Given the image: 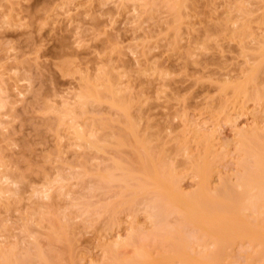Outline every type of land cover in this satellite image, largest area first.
<instances>
[{"label": "rangeland", "instance_id": "374dc122", "mask_svg": "<svg viewBox=\"0 0 264 264\" xmlns=\"http://www.w3.org/2000/svg\"><path fill=\"white\" fill-rule=\"evenodd\" d=\"M211 1L212 0H194L193 4L189 1L190 4H188L187 2L188 6H185L186 8H182L184 9L185 13L182 11L184 14H189L188 16L184 15L185 21H189L191 23V26L193 25V28L189 25H186V23L188 22L181 26V28L183 27V29H181L179 33H183H181L180 38L177 39V41H181H179L180 48L177 49V47H174V49L172 44L174 41H177L174 39L176 37L172 38L173 36H171V34L174 33V29H172V26L170 25V23L173 24V15H170L171 11H168L167 5H161L162 0H0V101L2 102V105H5L1 106L0 108V159L4 160L0 161V172L5 171V177L6 179H8L6 180L5 177L1 174L0 179L4 178L5 180L1 179L0 187L4 186V190L7 191L5 192V197L8 198V194L10 193V198H8L9 200H7H12V204H14L12 207L10 206V210L13 209L11 211H7L5 208H3L6 210L5 212L2 209V206L0 208L1 216H3V218L1 216L0 218H6L4 219V221L0 220V223L4 224L5 222L4 226H0L5 230L7 229L6 232L5 230L3 232L2 228L0 227L1 244H3L4 241L7 243H10V241H12L11 245L13 243V246L15 245V243H17L19 247L25 248L29 252L31 249L33 252L31 251L29 254H32V259L34 258V256L36 257V254L34 252L36 250H33V245L35 244V249L39 244V246L41 247L38 248L41 249L40 252L42 251L43 253V251L45 250V256H48L50 254V257L48 256V260H51L52 263L54 262V264L60 263V260H57V258H61V255H64L62 259H68V262L64 260L66 264H73V262L74 264H80L78 263V260L72 258L74 257V255L75 257H77V259L81 256L84 257V259L82 257V259L79 258L83 260V262L81 260L80 261L84 264H92V262L93 264H104V262L106 263L107 260L103 257L106 256L103 252V249L105 248L104 246L109 245H106V242L111 244L116 239L122 238L123 241V239L127 237L129 238V232L132 229L130 226V222L131 220H133L134 224V214L137 212L139 207L142 208L138 210V213H136V219H139L138 223L140 226L137 224V221L135 222L136 225H138L142 231H148L146 232L147 234L149 233V230L152 229L151 219L149 220L150 216H147V213H150L148 211L149 209H147L148 212L145 209L147 208L146 203L144 207L141 203H139L138 209L135 213L132 212L134 211V209H131L133 217L132 215H129L128 212L125 213L122 210V213L119 212L118 214V217H121L117 221L118 223L115 220L116 224L114 223V225L109 226V219L108 223L106 222L107 216L105 214L108 213H105L106 211L104 206L108 205L109 203L111 205L113 204L111 203L113 201H108L117 197L116 192L118 191L117 189L120 188V183H115L118 184V187L116 185L114 187L112 186V189H107L109 190L107 192L104 190L101 191L102 193H100V195L98 192L95 193V195H88L86 193V195L88 196V200L86 195H84V193L87 191L90 192L91 190H93V192H95L94 190L96 188H98L99 190V185H97L99 180H96V173H98L101 169V171L104 170L103 172H105L107 168H112V161L115 158L119 159V157L121 156L120 153L122 154L121 157L126 160L125 162V160L120 157L122 160H124V163L128 165L131 164V166L133 165L132 162L127 163L129 162L127 158H131L130 160L135 161V159H132L135 155L133 154L134 156L132 157V152L130 151L133 146H129L127 148L122 146L123 149L120 147L121 152L117 150L119 154H117V148L113 147L112 145H110L112 147L109 146L112 149L108 147L110 153L104 152L106 154L100 153L99 151L95 152L96 149L95 151L94 149H91L94 151L92 152L90 148L88 149L85 143L83 144L84 141H79L81 146H78L79 143H77V141L80 139H78L74 128H71L73 127L74 123L75 128L76 126H78V123L80 126L83 125V131L86 130L85 127L87 126L89 129V125L91 128L95 126L92 130L90 129L85 131L86 133H88L87 136H89V133L91 131L92 134H100V137L102 135V139L104 137L103 141L106 142H108V138L105 136L108 135V137H110V135H112L111 131L118 134L119 129H121V131L123 132L126 130H123L125 124V121H123V117L125 115L123 114L124 112H122L121 110L119 111L116 108L114 109L113 107L108 105V103L106 104L105 101H103L104 105L102 104V102L98 103L100 106L91 101L90 103H88V105L90 104V106H88L89 108L85 110L86 113L84 111H80V115L81 112H83L82 114H84V116L82 115L80 117L76 114V110L78 112L77 108H79V105L77 104H79L78 102H80V99L77 96H79L78 93L80 92L81 88L82 90H84V87L82 86L86 85L87 87V83H90L91 85V83L94 82L93 84H100V86L98 87H102V83L106 81V79L104 80L106 75H109V77L112 79V82L115 81V83L113 84L117 83L116 86L118 88L120 86V92L117 93L123 96L122 99H127L129 105H131L128 106V110L129 113L131 112V115L133 116V121L137 124L135 125L138 127L140 136L143 135V138L145 140H153L152 142L154 143V145L152 142V144L150 143V141L148 142V145L153 148L152 152L155 150V148L157 149L156 152L159 150V148H162V150H160L161 152L158 151V153L160 152V154L162 153L161 155H165L164 157H166V160L168 159L165 162H172L171 164L176 167L177 171L180 170L179 172L183 173L182 185L184 186V189L186 191H193L197 187V177L193 176V164L191 165V163H189L192 162L190 161L191 159L188 160L186 158V155L184 153V146L187 145L192 154H200L201 150L203 152L204 149L202 146L209 144H204L203 141L209 135L207 133L211 132V130L212 135L210 134V136H214V141L212 142L214 146L213 150L216 149L219 152L218 153L214 150L215 154L217 155L223 154L219 155L221 160L216 157L218 159L216 161L217 174L215 173V179H213V181L215 180L214 182L218 183V175L221 174V176H225L227 178L228 176L229 178H234L236 176L238 170L236 169L238 168L237 160H239L238 156H240L238 155V150H236L239 146V143H237V135L239 134L237 133L239 130L244 131V129L247 130L253 127L256 122L259 125H264V100H261V102H263L259 103L260 101L255 102L253 99L251 100L250 98L246 97L247 99H250L247 100L242 95L237 96V94H234L235 90L233 89L234 87H232V85V88L230 87V89L226 87V90V88L224 87L225 90H220L221 88H223L221 87V83L224 82L223 84H225L226 80H222V82H219L218 80L226 79L228 77V80L233 78L232 81L230 80L233 84L235 82L233 80H236L238 82L240 80L241 82V69L244 71L242 67L244 66V64L242 65L244 59L243 57L241 58V56H239L241 53L239 54V45L237 44L238 42H236L237 40L233 39V41L230 37H228V40H226L227 38L224 37V33L227 36L232 33L231 32L227 34L229 30L225 28L226 25L224 22H229V24L231 23L230 25L232 26V28L231 26L229 27L230 29H233L235 25H232L233 22H231V19H235L238 17L239 14L237 13L239 12V10L238 8L236 9V6H238L239 3L237 4L235 0H213L212 6V4L210 5L209 3ZM233 1L235 2V4H237H234L235 7H233L234 5H231ZM261 1L262 0H251V4H249L250 2L248 3L247 1L248 9L253 6L252 2L254 4H257L262 3L264 0L262 2ZM159 2L160 4H158ZM256 4L254 5L253 10L256 6H258V4ZM211 6L215 11L213 9L211 10ZM227 7H229V12L228 10L226 11ZM230 12L232 13L230 15V19H227L230 21L224 20L225 17H227L226 15H228ZM254 12L256 11L254 10ZM257 13L262 14L261 11H258ZM209 16H212V18H210ZM251 16H254V13ZM252 18L256 20L255 16ZM220 19L224 21V26H222L224 27L225 31L223 30V28H220V25L222 24V21ZM235 21L234 24H237V22H239L238 18L237 22ZM256 22L257 25H259V21ZM217 24L220 27H218ZM226 24L228 27L229 24ZM254 24L252 23L253 26ZM168 25H170L169 27L173 32L168 29ZM185 25L187 27L189 26V29L192 28L190 29V33L188 32L189 29L186 28ZM207 25H210V27H208ZM207 27L211 29V31H209ZM237 27L238 26H235V28ZM257 27V31L259 27H261L260 29L262 30V26H259L258 28ZM217 28H219L220 30L218 31ZM206 29L209 33H212H206ZM260 29L259 31L263 33L262 31L264 29L262 31ZM204 40L208 43H206L208 48H206L205 46V49L201 47ZM208 41H211V43ZM249 41H251V39ZM170 42H172V44H170ZM250 43L251 42H249V45ZM144 44L146 47H144ZM118 45L120 48V52L122 50L121 53L118 52ZM177 45L178 44H176V46ZM113 47H115L117 50ZM112 48L114 50H112ZM187 50H192L191 52L193 54H191V57L189 56V54H187ZM142 52H145L144 56L141 54ZM109 65L113 67L112 70L113 72L115 71L114 73H111L112 70ZM100 66L102 68L105 67L106 74H102V72H100L104 71ZM107 66L108 68H106ZM146 67L148 68V70L145 69ZM109 69L111 71H109ZM139 70H143L141 74ZM100 73L103 76L98 75ZM110 73L112 74V76ZM97 75L100 79L97 77ZM238 76H240L241 78ZM101 77H103V79ZM235 77H237L238 79ZM101 79L104 81H101ZM85 80L87 81V83ZM94 80H98V83H96ZM100 81L102 83H99ZM258 85L259 88L261 87L260 90H264V73L263 79H261ZM247 87H250V85H248ZM251 87L253 86L251 85ZM252 89L253 88H251V92L255 91H252ZM104 99L106 100L108 98L104 97ZM127 101L125 100V103H127ZM129 101H132V103ZM92 102L95 104H93ZM98 112H100V114ZM65 113L66 117L64 115ZM73 114H75L77 120L72 117L74 116ZM94 114L97 115V118L99 117L103 120L111 119L109 121H112V124H108L109 128L106 127V122H104L106 125L101 124V121H99V123H97V121L95 124L94 121L96 120L93 121L92 119V117H95ZM61 115L63 118L65 117L64 120L66 119V124H68V122L72 118H74L76 121H73L72 119V123L70 122L71 124H68V126H72L68 127L64 123V120H60ZM67 115H69L71 118L69 119ZM125 118L127 119V117ZM120 119L122 124L120 123ZM90 122L92 124H90ZM127 122L129 123L128 120ZM59 123H64V126H61L62 124L59 125ZM99 124H101L100 128L99 126H97ZM102 125H104V129L101 128ZM80 126H78L76 130L81 131V129L79 128ZM110 126H112V128H110ZM67 128H69L70 130ZM94 129L97 130L95 131ZM98 129L101 130L98 131ZM193 129H196L195 133H198V135L199 133L207 130V136L204 139V136H202L203 141L201 140L200 135H203L205 133L204 132L199 135L200 139L198 138L197 140L196 138L198 137V135L193 134ZM72 130L74 131L69 132ZM92 131L95 132L93 133ZM123 132L121 133V135L123 134ZM71 134L72 136L73 134L76 135V141L75 138H73L75 137V135L72 137ZM144 135H147L146 138L144 137ZM194 135L196 138L194 137ZM210 136H208L207 138L209 139ZM113 139H109V143H111ZM201 141L203 142V144ZM207 141L211 142L210 140ZM183 143V149L181 148V150H179V145L181 147ZM59 148L60 154L58 152ZM84 148L86 150H84ZM164 149L165 151H163ZM113 150L117 153H115ZM189 150L187 151L186 149V151L190 153ZM84 151H87L88 153L90 152L89 155H91L89 156L88 154H86L85 156ZM122 152L126 153L123 154ZM156 152H153V155L156 156L158 154H156ZM189 153L186 154L188 155ZM113 154V160L109 161V156ZM195 154L192 156L193 158L196 156ZM221 156H223V158ZM83 158L86 162L83 160ZM158 160H160L159 157L157 161ZM3 163H5L6 165ZM97 163L102 165L99 166L97 165ZM169 163H167L166 165L168 166ZM171 164H169L170 168L172 166ZM6 166H8V170ZM81 166H85V169L81 168ZM97 166H99L98 168L101 169L93 174V172L97 170ZM158 166H160V164ZM167 166L165 167V169L167 168ZM4 167L6 168L7 172L3 169ZM69 167L71 168V170ZM72 167H74L73 170ZM83 169H87L86 172ZM94 169L96 170L94 171ZM68 170L69 173L67 172ZM80 170L84 172H81ZM10 171L11 175L7 177ZM74 171L77 172L75 174H78L79 172L81 173L78 175L80 177H78L79 182L77 181V179H75L76 175L75 177H73ZM218 171L220 173H218ZM59 173H63L62 175L64 176L62 177L65 178L64 180L60 178L61 175ZM64 173H68L69 175L70 173H72L73 175L71 174L70 177H73V179L70 180L71 178L69 177V175L67 174V177ZM84 173L87 175L85 176ZM16 175H21V177L23 178V180H21L22 183L19 180L21 177H16ZM13 178L15 179L16 183L18 182L19 184H13L15 183L13 181ZM54 178H56L57 181H61L57 183ZM58 178L60 180H58ZM66 179L68 180L67 183L65 181ZM47 180H49V182H46ZM94 181L97 183L96 185L94 184ZM63 183H65L64 187L66 189L64 187H61L64 185ZM71 183L73 184L71 185ZM66 184H68V187H66ZM90 185H95L96 187L91 186L93 188L91 189ZM13 186L15 189L16 186L20 187V194L16 193L17 195H14L16 190L11 189L13 188ZM45 186L46 189L48 186H52V190L54 188L53 191H51L50 189L53 196L50 193V197L47 191V196H41L40 191L38 190L41 189L45 193ZM54 186H56V188ZM59 186L61 187L60 189H63V191L60 189L59 191L57 190ZM85 186H89L88 188L90 191L86 190L88 188H85ZM7 189L10 190L8 191ZM33 189V192H36V194H33ZM104 189H106V187ZM120 189H122V187ZM69 190L72 192V196H75V201L64 199L67 197L69 198V196L71 195V192ZM61 191H65V193H61L60 195L59 192ZM56 192L58 193L56 197L60 196L59 198L61 199L57 198V200L56 198H54V195L57 194ZM68 192H70L69 196ZM104 192L105 194H103ZM11 193H13L12 195H14V197L21 195V198L18 196V199H14ZM41 193L42 195L44 194L43 192ZM84 196L86 197L87 202L82 201L83 199L85 200ZM78 197L81 200L79 199L76 201ZM69 199H72V197ZM89 199L90 202L94 205L90 202L88 203ZM100 199L101 201H98ZM68 201H71L74 204L81 201L83 204H81V206H83V208L89 210L90 213L92 211L90 217L92 215H94V217L92 216L93 218H91V222L88 223L87 221L89 220H82L85 219L84 217H87L86 214L82 215L83 211L81 212V210L83 208L76 204L78 206L77 208L79 209L74 210L77 209L76 205L75 208L73 206L71 207ZM83 202H85L86 204ZM141 202L143 203L144 201ZM55 204H58L61 207H59L58 205L56 207ZM65 204L69 205V209H71L72 212L68 208L67 209L69 211L66 210V208H63V205ZM54 205L55 207H53ZM85 205H87L88 208L85 207ZM93 206L97 207H95L97 211L95 210V208H93L96 213H93L94 211L90 210L89 208ZM64 207L67 206L65 205ZM55 208L56 210L57 208L60 209L57 210L56 213H54ZM98 209L101 211H99ZM33 210L36 211V213ZM52 210L54 211L52 212L53 214L51 213ZM62 210L64 213L60 214L62 213ZM102 211L104 212L103 214ZM97 212L98 214L100 213L102 215L99 214L100 217L98 215H95L97 214ZM40 213L43 214V216ZM57 213L61 217L62 215L68 216H65L67 217L64 219L65 221L63 220L64 217H62V223L64 222L63 224H61V221L59 220V223H57V218H55L57 216H55V214ZM70 213H73L74 215L76 214V216H73L72 214V219ZM38 216L41 218L37 219ZM53 216L55 220H52ZM79 216H82V218ZM46 217H49L48 220L51 219V222L46 220ZM26 218L30 225H32V221L35 222L34 218L40 220V223L36 220V224L33 223L34 225H32V227H30L29 224L26 225L28 227V232L30 233L26 231L23 232L21 228L26 227L24 226V223L26 222L23 223L24 220L27 221ZM68 218H71L73 222ZM170 219L174 221L173 217ZM53 222L57 223V226L60 224L59 227L61 226L62 228H67L68 231L66 230V233L67 236H69L66 237L65 234V237L66 239L68 238V241L70 242L64 240L65 238L63 237V244L61 243L62 240H60V242L57 241V237L56 241L55 239L52 240L53 238L51 239L53 242L50 240V238L53 237L52 234H50L49 236V232H52L51 230ZM71 222L75 224V226L73 224L72 226H74L76 229L72 228V226L69 227L71 225ZM134 229L133 232L135 231ZM140 229L139 232H142ZM151 231H153V229ZM70 232L74 234V237L70 236ZM136 233L135 235H137ZM75 237L77 238V240H74ZM135 237L138 238L137 236ZM71 241L73 243L72 245L70 244L69 247H73L75 245L74 249L72 248L74 251V255L72 254V249H70L71 258L75 260H71L72 263H69L71 261H69L70 256H67L70 253L68 250L69 247L67 245H69L68 243H71ZM138 241L139 238L137 240V243ZM247 242L248 241L242 239L237 241V245H235L236 242L233 244L234 250L231 251L233 252L232 254L234 256L233 258H231L232 256L229 255L232 260L231 262L234 263L233 261L237 259V262L235 261L234 264H249L254 260L252 264H260L259 262L263 264L264 260L262 261V258H259L260 255L259 257H257V253L255 254V252H253L255 254L253 256L257 258H250V256L248 257V254L251 255L252 253V246L249 242ZM64 243L66 244V248L64 246ZM101 245L103 246V248ZM19 247H16L17 252L20 249L21 253H19L24 254L26 250ZM49 248L54 249V252H52L53 250L50 251ZM123 248H121V250L124 252L126 251V255H130L132 253V246L124 249ZM247 250L249 251L248 253H246ZM229 252L230 251L228 250V254ZM51 253L53 255L55 253L58 255H54V258L57 257L55 258L56 260L51 258ZM241 253H243V255H241ZM37 259L34 260V264H48L49 262L48 260L39 261L38 257ZM255 259L260 260L255 262ZM64 261L61 263L64 264ZM227 262L229 261L227 260Z\"/></svg>", "mask_w": 264, "mask_h": 264}, {"label": "bare ground", "instance_id": "6f19581e", "mask_svg": "<svg viewBox=\"0 0 264 264\" xmlns=\"http://www.w3.org/2000/svg\"><path fill=\"white\" fill-rule=\"evenodd\" d=\"M189 1H190V3L192 2V4L194 3L193 2L194 0L193 1H191V0H162V2H161V5H163V4L165 6L167 5L168 6L167 7L168 8V11H171L172 12V13L170 12V15L171 14L173 15V16L171 15L172 16V22H173V24L170 23V25L172 26L171 28L174 29V33L175 34L173 33V34H171V36H173L172 38L176 37V38H174L176 41H177V39L180 38L181 33H183V32L179 33V31L181 29H183V27L181 28V26H183V24H185L186 22L189 23V24L186 23V25L191 26V23L189 21H185L184 15H187V13L184 14L185 13L184 12V9H182L183 7H185V6L187 7L188 4H190ZM247 1L249 3L251 0L250 1L249 0H244V1L243 0H239V1L238 0H235V2L237 4L239 3L238 6H236V9L238 8V10H239L238 13L236 12L237 14H239L238 17L236 15V17L238 18L239 22H237V18H235L236 21H235V19H231V22H233L232 23L233 26L234 25L235 26H238L237 28H235V26H234L233 29H230L229 26H231L230 25L231 23L229 24V22H224L221 19H220L222 21V24L220 23L221 24L220 25L221 27L218 25L219 23L217 24L218 27H220L221 29L223 28V30H224V27H223L224 25L223 24L225 23V25H226L225 28H227V30H229V32L227 34H229V33L232 32L231 34H229V36H227L224 33V35H225L224 37L227 38L226 40H228V37H230L231 40L235 39V40H237L236 42H238L237 44L239 45V54L240 53L242 54V55L240 54L239 56H241V58L243 57V59H244V60L242 59L243 60L242 65L244 64V66H242V67H243L244 71L241 69V72H240V74L242 75V76L241 75L240 76L242 78L240 76H238V77L241 78V82H240V80H239V82L236 81V80H233V81L237 82V83L234 82V84H233L231 82L233 78L232 79L229 78L231 80L230 81V80H228V77L226 79H220L221 81L218 80V79L217 80L219 82H222V80L223 81L226 80L225 81V84H223L224 82L221 83L222 86L221 85L220 86L223 87V88L220 87L221 88L220 90L223 91L224 87L225 88L227 87L228 89H230V87L232 85V87H234L233 89L235 90L234 91V94L235 95L236 94H237V96H239V95L241 96L242 95L245 99L250 98L251 100L253 99L255 102H259L260 101L259 103H262L263 101L261 102V100H264V90L263 89L260 90L261 87L259 88V85L258 84L260 83L261 79H263V73H264V65H263V63H264V60H263L264 59V30H263L264 29L263 28L264 27V25H263V23H264V15H263L264 14V11H262V10H264V5H263L264 4V1L263 0H262L263 2L261 1L263 4L262 3H257L258 6H256L255 9H254L256 12H254V10H253L254 5L256 4V3L254 4L253 2H255V1L252 2V5L253 6L250 5V6H252V7H250L251 9L250 8L248 9ZM187 2H188V4H187ZM212 2H213V0L211 2H209L210 5L212 4ZM235 2L233 1V3L231 5H234ZM244 2H246V3H244ZM158 4H160V2ZM237 4H235V5H237ZM245 4H246L247 7L245 6ZM249 4H251V2ZM235 5L233 7H235ZM212 6H213V4H212ZM212 6H211V10L213 9ZM259 6H260V8H259ZM228 8L229 7H227L226 11L228 10V12H229V9ZM230 8H231V6H230ZM211 10H210V12H211ZM233 11H235V10H233ZM258 11H261L262 14L257 13ZM253 13H254V16H255L256 20H254L252 18L254 16H251V15H253ZM209 14H212V13H209ZM231 14L232 13L230 12L228 15H226L227 17H225V19L224 18L223 19L226 20V21H230V20H227V19H230V15ZM259 15H261V16H259ZM210 18H212V16ZM213 19H215V18H213ZM218 19H217V22H218ZM233 20L235 22H237V24H234V21ZM256 21H259L258 22L259 25H257V22ZM254 22H255V24H254ZM226 23L229 24L228 27H227V24ZM252 23L256 27L257 26L258 27L259 26H262V30L263 31L260 29L261 27H259V28L257 27L258 28V31H257L256 30V27H254L252 25ZM170 25H168V27ZM186 25H185V27L189 29V26L187 27ZM191 27L193 28V25ZM208 27H210V25ZM208 27H207V29L209 31H211V29H209ZM192 28H190V29H192ZM231 28H232V26H231ZM168 29H170V27ZM207 29H206V33L211 34L212 32L209 33L207 31ZM217 29H218V31L220 30L219 28H217ZM259 29L263 33H261L259 31ZM189 30H188V32L190 33L191 30L190 31ZM171 32H173V31L171 30ZM206 33H205V36H206ZM258 33H260V34H258ZM218 36H219V34H218ZM249 38L251 39V41H249L250 40ZM174 39H173V41H174ZM179 41L180 40H178L177 42L174 41L173 44H172V42H170V44L173 45V48L174 47H177V49H179L180 48ZM208 42L211 43V41H208ZM249 42H251V43L253 42V43L252 44L250 43V45H249ZM206 43H207V41L205 42V40H204V42H202V45L203 44L204 45L203 46L201 45V47L204 48L206 46V48H208L207 47V44L208 43L207 44ZM176 44H178L179 47H178V45L176 46ZM255 44H256V47H255ZM209 45H211V44H209ZM112 46H114V45H112ZM117 47H118L117 48L118 49V52L121 53L122 50L120 52L119 45ZM144 47H146L145 44H144ZM113 48H115V47H113ZM113 48H112V50H114ZM191 51L190 50H187L186 51L187 54H189L190 57H191V54H193ZM144 53L145 52H142L141 54L144 56L145 55ZM118 57H119V55H118ZM188 59H190V58H188ZM262 60H263V62H262ZM106 68H108V66ZM102 69L105 72L104 71H100V72H102V74L103 73L106 74L105 67L102 68ZM112 69H113V67H111V70ZM145 69L148 70L147 67ZM111 70L109 69V71H111ZM142 71L143 70L140 71V74L142 73ZM242 71H243V73H242ZM114 72L112 70L111 73H114ZM102 74L100 73L98 75L103 76ZM108 74H109V72H108ZM98 75H97V77H98ZM118 75H120V74H118ZM111 76H112V74H111ZM116 77H117V75H116ZM101 78L103 79V77H101ZM235 78H237V77H235ZM87 79H89V78H87ZM102 79H101V81H104L106 79V81L103 82V83L101 81L99 82V83H102V87H98V86H100V84L99 85L93 84L94 82H92L91 85H90V83L88 84L87 81L85 80L88 86L87 87H86V85L85 86H82V87H84L83 88L84 90H82V88H81L80 92L78 93L79 96H77V97H79L80 102H78L79 104H77V105H79V108H77V109H78L79 114H78L77 110H76V114H77V116H80V117L82 115L84 116V114H82L83 112H81V115H80V111H84L85 112V110L87 108H89L88 106H90V104L88 105V103H90L91 101L95 102L97 105H99L98 103H101V102L104 105V102L103 101H105L106 104L108 103V105H110L114 109L116 108L119 111L121 110L122 112H124L123 113V114H125L124 117H123L124 120L123 119L122 120L125 121V124H124L123 130L126 129L125 131H127V130L128 131L127 132H125V131L123 132L119 128H118L119 129L118 134L115 133V132L113 133L111 131V134L112 135H110V137H108V135L105 136V137L108 138V140H107L108 142H106V141H103L104 137L102 139V135L100 137L99 132H98L99 135H96L94 133L97 129H94L95 131H92L94 134H92L91 131H90L89 136H87L88 133H86L85 131L86 130H90V129L92 130L95 126L93 128H91L90 125L88 124L89 125V129H88V126L86 124V126H87V127H85L86 130L84 129L85 131H83V129H82V126L83 125L80 126L79 123H78L77 125L80 126L79 127L81 129V131H80V130H76V128L78 126H76V128H75V126H74L75 123L73 122L74 124H73V127H71V128H74L78 139H80V140L77 141V143H79L78 146H81L80 142L81 141H84L83 144L85 143L87 145L88 149L90 148V150L91 149H94V151H95V149H96L95 152L99 151L100 153L106 154L104 152H107L108 153L109 152V148L112 147V146L117 148L116 151L118 150L119 152H121L120 149L122 148V146H124L125 148H127L129 146H133L130 151L132 152V157L135 155L134 158H132V159H135V161L130 160L131 158H127V157L126 158H127V160H129V162H127V163L132 162L133 165L134 164L136 165V167H135V165L134 166L133 165L131 166V164L128 165V164L124 163L123 161L125 159L121 157L122 156L121 153H120V155H121L120 157L122 159H124V160H122L120 157H119V159L115 158L113 160L112 159L113 158L112 156H114V154L118 152V151L116 152V151L113 150L115 153L113 155L109 156L110 157V160L109 161L113 160L112 161L113 162L112 163V168H109V169L107 168V170L105 172H103L104 170L101 171L102 169L101 168H98L102 164H98L97 163V165H99V166H97V168H96L97 170L94 169V171L95 170L96 171L93 172V174H95L97 171H99V169H101L98 173H96L97 176L95 175L97 177L96 180H99L98 181V184L94 181L95 182L94 183L95 185L96 184L99 185V190H98V188H96L97 190L94 188L95 189L94 190L95 192H93V190H91L92 191L91 192L89 190V188H88L89 186L88 187L85 186V188H88L86 190H89L92 194L90 192H88V191L85 192V190H84V192H85L84 195H86V193L88 195H95V193H97V192L100 195V193H102L101 191L104 190V191L107 192V191H109L107 189H110V188L112 189V186L114 187L115 185L118 187V184L120 183L121 185L119 184V187L120 188L122 187V189L118 188L117 189L118 190L117 192L114 190L116 192L117 197L116 198L113 197L114 199L108 201V202L113 201V202H111L113 204L111 205L109 203L108 205H105L104 206L105 207V211H106L105 213H108V214H105L107 216V221L106 222L108 223V219H109V226L114 225V223L116 224V222L121 218V217H118L119 212L122 213V210H123L125 213L128 212L129 215H132L138 209V206H139L138 204L139 203H141L143 205V207H144V205L146 203L147 208H145V209H146V211H147V209H149L148 211L150 212V213H147L148 212L147 211L146 213L148 214L147 216H150L149 220L151 219V225H152V229H153V231H151L152 229H150L148 234L146 233L148 231L145 232V231H142L140 229V227H139L140 225L138 223L139 222V219H136V217H137L136 213H138V210H140L142 208V207L141 208L139 207V209L137 210V212L134 214L135 215V217H134V224H133V220H131V222H130V226H131L132 229L130 228L131 231L129 232L130 233L129 238L127 237V238L123 239V241H122V238L116 239V240L113 241L115 244L112 242L114 245L112 243H111L112 244L111 245L110 243H107L105 241L106 242V245L109 244L110 246L109 245L104 246L106 249L104 248L103 249V252H104V254L106 256H103V257L106 258V260H107V262L106 263L104 262V264H176V263H179V264H234L237 259L235 258L236 260L233 261L234 263L231 262L232 261L231 258H233V256H234L232 254L233 252L231 250H234L233 244L236 242L235 245H237V241L242 240V239L248 241L250 243V245L252 246V253H251L252 256L250 254H248V257L250 256V258H253L254 257L253 255H255L257 253L256 254L257 257H259V255H260L259 258L260 259L262 258L261 260L263 261L264 260V125L263 126L262 125H259L256 122L253 127L249 128L247 130L244 129V131H242V130H239L240 132L238 131L237 134H239V135L236 134L237 137H238V139H237L238 142L237 141L236 142L239 143V146H238V149H236V150H238L237 151V152H239L238 155H240L241 157L238 156L239 157V160H237V165H238L237 166L238 168H236V169H238L237 170V174H236V176L234 175L235 176L234 178L233 177L232 178L231 177L229 178V176H228V178L225 177V176H221L222 174L221 175H218V178H219L218 179L219 181L217 180L218 183L214 182L215 180L213 181V179H215V176L214 175H215L216 170H217V162L216 161L218 160L217 158L220 159L219 155H223V154L217 155V154H215V151H217V150L216 149H214L215 151L213 150L214 146H213L212 142L214 141V136H210V134L212 133V130H211V132H208V133H207V130L204 131L205 133L202 132V133H204L203 135H200L202 133H199L200 138H201L202 141L207 136V134H209L208 136H210L209 139L207 138L208 136L206 137V139H204V141H203L204 144L205 143L206 144L209 143V144L208 145H205V146L204 145L202 146L204 149H203V152L201 150L200 154L199 153L198 154H195V153L192 154V152L188 149L187 145L184 146V143H183V145L181 147L179 145V148H180L179 150H181V148L183 149V146H184V151L185 152L184 151L183 152L185 153L186 158L188 160L191 159L190 161H192V162H189V161L188 162L191 163V165L193 164L192 165V167H193V171L192 172H194L193 173V176L197 177L196 178L197 179V181H196L197 187L193 191H189L188 192V191H186L184 189V186L182 185L183 173L182 172H179L180 170L177 171L176 167L171 164L172 162L171 163L167 162V163L171 164L175 168L172 167V166L170 168V165L169 164H168V166H169V168H168V166L166 165L167 163L165 162L168 159L166 160V157H164L165 155L163 156V155H161L162 153L160 154V152H161L160 150H162V148H159V150H158V151H160L159 153H158V151L156 152L157 149L155 148V150L153 152H156V154L158 153L157 155H160V156H157L156 155L157 156L156 157L155 155H153V152H152L153 148H151V146L148 145V142L150 141V143H151L153 140L152 141L150 139L149 140H145L143 138V135H141L142 137L140 136V134H139L140 132L138 131V127L136 126L137 124L133 121V116L131 115V112L129 113V110H128V106H131V105H129L127 99H125L127 101V103H125V100L122 99L123 96L121 94H118L120 92V89H119L120 86L118 88L116 86L117 83L116 84H113V83H115V81L112 82V79L109 77V75L108 76L106 75V77L104 78V80H102ZM94 81L96 83H98L96 80H94ZM247 83H249V84H247ZM118 85H119V81H118ZM223 85H225V86H223ZM248 85H250V87H247ZM251 85L253 87H251ZM227 88H226V90H227ZM249 88H250V90H249ZM251 88H253L252 91L253 90H255V91L251 92ZM118 89H119V91H118ZM233 89H232V91H233ZM121 92H122V90H121ZM104 97H107L108 99L105 100ZM250 99H247V100H250ZM129 102L132 103V101H129ZM95 103H93V104H95ZM93 104H91V105H93ZM1 106H5V105H2V102L0 101V108H1ZM74 108H76V107H74ZM57 111H59V110H57ZM87 113H89V112H87ZM98 113L100 114V112H98ZM62 115H63V112H62ZM62 115H61V119L58 118L61 121L64 120V118L66 117V113L64 114L65 115L64 118L62 117ZM73 115L74 116H72V117H74L77 120V117L75 116V114H73ZM94 115H95V117L97 116L96 114H94ZM67 116L69 117V119L71 118L69 115H67ZM85 116H88V115H85ZM95 117L94 118L92 117L93 121L96 120V121H94L95 124H96L97 121H98L97 123H99V121H101L100 122L101 124H105L104 122H106L107 123V126L106 127H108V124L109 125L112 124V121H109L111 119H109V120L108 119L107 120H103L102 118H99V117L97 118L96 117L97 118L96 119ZM125 117H127V119ZM136 117H138V116H136ZM74 118H72L73 121L75 120ZM130 118H132V119H130ZM69 119H67V120H69ZM72 119L68 122V124L72 121ZM100 119H102V120H100ZM127 120L129 121V123L127 122ZM102 121H103V123H102ZM108 122H110V123H108ZM64 123L66 124V119L64 120ZM64 123L63 124L61 123L62 125L59 123V125L64 126ZM120 123H121V119H120ZM68 124H66V125L68 126ZM90 124H92V123L90 122ZM101 124H99L97 126H99V128H100V125ZM125 125L127 126V128H126ZM70 126H72V125H69L68 127H70ZM103 126L104 125H102L101 128L104 129ZM112 126H110V128H112ZM67 129H69V128H67ZM205 129H207V128H205ZM74 130L69 131V132H73ZM99 130H101V129H98V131ZM195 130H194L193 134L198 135V133H195L196 132ZM122 132H123V134L121 135ZM197 132H198V130H197ZM107 134H108V132H107ZM74 135L75 134H73V136ZM76 135H75V137H73L72 134H71V136L73 138H75V141H76ZM195 135H194V137H195ZM199 135H198L197 138L195 137L197 140L199 138ZM213 135H214V131H213ZM146 136L144 135L145 138H146ZM202 136H204L203 139H202ZM109 139L110 140L113 139L111 141V143H109V141H110ZM215 139H216V137H215ZM205 140H206V142H205ZM207 140H210L211 142H209ZM102 141H103V145L104 146L102 145ZM203 142H202V144H203ZM110 145H112V146H110ZM153 145H154V143H153ZM82 146H85V145H82ZM211 146H212V148H211ZM85 148H84V150L87 149V148L86 149ZM110 149H112V148H110ZM186 149H187V151L189 150L191 154L189 152H187ZM91 151L94 152L93 150H91ZM130 151H129V153H130ZM163 151H165V149ZM58 152L60 154V148H59V151ZM84 152H85L84 153L85 156H86V154L89 155V153H90V152L88 153L87 151H84ZM119 152L117 154H119ZM124 153H126V152H124ZM136 153H137V155H136ZM186 153H189V154L187 155ZM194 154L196 156L193 158L192 156ZM128 157H129V154H128ZM158 157L160 159L158 161H161V162L163 161L162 163L165 166H163L161 162H158L157 161ZM221 157L223 158V156H221ZM155 158H157V159H155ZM161 158H162V160H161ZM107 159H109V158H107ZM2 160L3 159H0V161H2ZM83 160H84V158H83ZM83 162H82V164H83ZM125 162H126V160H125ZM158 163L160 164V166H158L159 165ZM3 164H5V163H3ZM166 166H167V168L165 169ZM0 167H1V165H0ZM84 167L81 166V168H84ZM133 167H134V169H133ZM6 168H7V170L9 169L8 166H6ZM6 168L4 167L3 169L6 170ZM189 168H190V166H189ZM73 169H74V167H72V170ZM7 170H6V172H7ZM70 170H71V168H70ZM86 170H84V171L86 172ZM80 171L81 172H84L82 170H80ZM2 172L3 171L0 172V175L2 174V176L5 177V174H6V173H4L5 171L3 173ZM67 172L69 173V170ZM75 173H77V172L74 171V175L72 173H70V175L72 174L73 177H75V175H76V178L75 179H77V181H78V177H79L78 175L81 174V173L80 172L78 174H75ZM218 173H220V172L218 171ZM8 174H9L8 176L6 175L7 177H9L11 175V171ZM62 174L63 173L60 174L61 175L60 178H62L64 180L65 178L62 177V176H64ZM64 174H65V176H67L66 173H64ZM70 175H69V177H70ZM86 175L87 174H85V176ZM98 175H99V177H98ZM17 176L18 175H16V177ZM80 176H82V175H80ZM18 177L20 178L21 175L18 176ZM73 177H70L71 178L70 180H72ZM10 178H12V177H10ZM21 178L19 179L20 182H21V180H23V178L22 179ZM1 179H4V178H1ZM1 179H0V181H1ZM5 179H6V177H5ZM81 179H82V177H81ZM6 180H8V179H6ZM54 180H56V178H54ZM58 180H60V179L58 178ZM13 181L15 182L13 184H19L18 182L16 183L15 179ZM60 181H57L56 180L57 183L60 182ZM65 181L67 183L68 180L66 179ZM46 182H49V180H47ZM68 183H70V182H68ZM115 183H118V184H115ZM63 184H64L63 186L60 185L62 188L65 186V183H63ZM72 184L73 183H71V185ZM66 185H67L66 187H68V184H66ZM46 186H47V183H46ZM46 186H45V193L41 189L38 190V191H40L41 196L46 195L47 192H48L49 195L51 193V195L53 196V194L51 192V191L54 190V188L52 190V186L53 185L52 186H48L47 189H46ZM57 186H58V184H57ZM60 186H59V188L57 187L58 188L57 189L58 191L61 188ZM91 186L92 185H90V188L93 189L92 187H94V186H92V187ZM54 187L56 188V186H54ZM70 187H72V186H70ZM105 187H106V189H104ZM18 188H19V190H18ZM72 188H74V187H72ZM11 189H15L14 186ZM34 189L32 190V192L34 191ZM50 189H51V191H50ZM15 190H16V192L14 193V195H17L20 192V187H17L16 186V189ZM60 190L63 191V189H60ZM62 191L59 192L60 195H61V193H65V191L64 192H62ZM5 192H7V191L4 190V186L3 187L1 186L0 187V208L2 206V209L5 208L8 211V210H10V206L12 207L14 204H12V200H10L11 202L8 201L9 200L8 198H10V193L9 192H8L9 194L7 193L9 195L8 198H7V197H5L6 196V193ZM10 192H13V191H10ZM41 192H43L44 194L42 195ZM70 192H68V196H69ZM110 192H111V190H110ZM12 194L13 193H11V195ZM33 194H36V192L35 193L33 192ZM40 194H39V196H40ZM66 194H67V191H66ZM66 194H64V195H66ZM103 194H105V192ZM14 195H12L14 199L15 198L18 199L21 196V195L20 196L18 195L19 197L18 196L17 197L16 196L14 197ZM51 195H50V197H51ZM56 195H58V193L54 195V198L61 199V198H59L60 196L59 197H56ZM71 197H72V199H69ZM74 197L72 196V192H71V195L69 196V198L67 197V198H64V199H68V200H71V201L72 200L75 201ZM86 197H87V200H88V196L87 195H86ZM86 197H85V200L83 199L82 201L87 202L86 201ZM35 198H37V197H35ZM118 198H119V200H118ZM79 199L80 198L78 197L76 199V201L79 200ZM145 200H146V202H145ZM71 201L70 202L68 201V203H70L69 205H71V207L73 206L75 208V205L77 204L78 206H80L81 208H83V206H81V204H82L81 201L78 202L80 204H78V203L74 204ZM98 201H101V199L98 200ZM141 201H144L143 202L144 204ZM85 202H83V203H85ZM89 202H90V199H89L88 203ZM53 204H54V202H53ZM91 204H93V203H91ZM55 205L57 207L58 204H55ZM55 205L53 207H55ZM65 205L67 207H64ZM65 205H63V208H66V210H68L69 209V205L68 204H65ZM77 205H76V208L78 207ZM58 206L61 207L60 205H58ZM135 206H136V208H135ZM85 207H87V205H85ZM95 207L93 206V207H89V208H90V210H93L94 211L93 208H95ZM63 208H61V209H63ZM96 208H95V210L97 211ZM5 209H3V210L6 212ZM59 209L57 208V210H59ZM78 209L79 208L74 209V210H78ZM131 209L132 210L134 209V211H132ZM150 209H151V211H150ZM11 210H13V209H11ZM57 210L55 208V212L52 210L51 213L52 212L56 213ZM69 210L71 211V209H69ZM84 210H87V209L86 208H83L81 210V212L83 211V214L82 215L86 214L87 217H84L85 219H82V220L83 221L84 220H86V221L89 220L87 222L90 223L91 222V218H93L94 215H92L93 217L92 216L90 217V215L92 214V211L90 213L89 210H87V211H84ZM64 211H65V209H64ZM96 211H94L93 213H96ZM99 211H101V210H99ZM34 212L36 213V211H34ZM85 212H87V213H85ZM41 213H43V212H41ZM63 213L64 212L62 210V213H60V214H63ZM103 213L104 212L102 211V214ZM72 214L70 213L71 218H72ZM99 214L97 212V214H95V215H98L100 217V215H102V214H100V215ZM41 215L43 216V214H41ZM41 215H39V216H41ZM68 215H69V213H68ZM0 216H1V213H0ZM39 216H38L37 219L41 218ZM55 216H56L55 218H57V220H56L57 223H59V221H61L60 222L61 224H63L64 222L62 223V221L65 218L68 217L67 215H65L67 217H65V216L62 215V217H64L63 220H62V217L58 213L55 214ZM73 216H76V214L75 215L73 214ZM1 217L3 218V216H1ZM79 217L82 218V216H79ZM132 217H133V215H132ZM172 217H173L174 221L170 219ZM2 218H0L1 221H4V219H6L5 217H4V219H2ZM48 218L46 220H48ZM71 218H68V219L73 222V220H72L73 218L72 219ZM37 219L34 218V221L35 222L32 221L31 222L32 225L36 224V220ZM20 220H21V218H20ZM26 220H27V218H26ZM41 220H43V219H41ZM50 220L51 219H49L48 221H50ZM52 220H55L54 219V216H53V219ZM115 220H116V222H115ZM37 221H39V223H40V220H37ZM136 221H137V224L139 226L136 225V223H135ZM24 222H26V223H24ZM72 222H71V225L68 224V225H70L69 227L72 226V224H73ZM110 222L113 223V224H111ZM23 223H24V226H26L27 224H29L28 223V220L27 221L24 220ZM57 223H54V222L52 223V225H53L52 226V230H51L52 232H49V236H50V234H52L53 237H51L50 240L53 238L52 240L55 239V241H56V239L58 238L57 241L60 242V240H62V237H63V238H65L64 240H67L68 241V238L66 239V237L69 236V235L67 236V233H66L67 228H62L61 226L59 227L60 224L57 226L56 225ZM65 223H69V222H65ZM4 224H5V222H4ZM4 224L3 223H0V225H3V226H4ZM32 225H30V227H32ZM73 225L75 226V224H73ZM74 226H72V228H75ZM134 227H135V229H134ZM138 227H139V229L142 232H139ZM21 228H22L23 232L24 231L28 232V227L27 226L26 227H21ZM23 228H25V229L27 228V229L25 230ZM133 229L135 230L134 232H133ZM2 230L4 232L5 229L2 228ZM77 230H78V228H77ZM6 231H7V229L5 230V232ZM29 231H30V228H29ZM28 233H30V232H28ZM135 233L137 235H135ZM138 233H141V234H138ZM65 234H66V237H65ZM71 234H70V236H73L74 235L73 233H71ZM139 235H140V237H139ZM135 236H137L139 238L138 243H137L138 238H136ZM134 239H137V240H134ZM74 240H77V238L75 237ZM119 240H121V241H119ZM11 242L12 241H10V243L9 242L7 243V242L4 241L3 244H1V242H0V264H32L34 262V260L37 259V257L39 258V261H41V260L42 261L48 260V256L50 254L48 256H45L46 255L45 254L46 253L45 250L43 251V253L45 252L44 254L42 253V251L40 252L41 249H38L40 247L39 244H38V247H36L35 249H34V247H35L34 245L35 244L33 245V250H36V251H34L35 254H36V257L34 256V258L32 259V257H33V256H31L32 254H29L32 251L30 248H29L30 249V252H29L25 248L19 247V245H17V243H15V242H14L15 243L14 246H13V243L11 245ZM68 242H70V241H68ZM68 242H65V243H68ZM61 243L63 244V240H62ZM65 243H64V246L66 248V244ZM72 243L73 242L71 241V243H68L69 245H67V246L69 247L70 244L72 245ZM238 243H240V242H238ZM8 244H10V245H8ZM102 244H104V243H102ZM235 245H234V247H235ZM74 246L68 248V250L70 252V253L67 252V253H69V255H67V256H70L69 257L70 258L69 261H71V260L74 261L76 259V260L79 261L78 263L84 264V263H81V261L83 262V260H81V259L82 258L84 259V257L81 256L82 257L81 258V257L78 256L81 259H79V258L77 259V257H75V255L73 254L74 253V251H73ZM127 246L128 247H131L132 246V249H131L132 253L130 255H126L127 254L126 251L124 252V251L121 250V248H123V247L124 248H128ZM16 247L17 248L19 247L21 249H25L26 250L25 251L26 253L23 251L24 254L23 253L20 254L21 253L20 252V249L17 252V248ZM102 248H103V246H102ZM49 249H50V251L53 250L52 252H54V249H51V248H49ZM70 249H72V254L74 255V257H72V258H75V259H72L71 258V251H70ZM228 250L231 252V254H230V252L228 254ZM47 251H48V249H47ZM248 252L249 251L247 250L246 253H248ZM253 252H255V254ZM54 255L52 254L51 255V258H53V259L57 258V257L54 258ZM229 255L232 256V257L230 258ZM241 255H243V253H241ZM55 256H58V255L56 254ZM61 256H62L61 258H59V257L57 258V260L58 259L60 260V263L59 264H62L61 262H63L64 260L68 262V259H62L64 257V255H61ZM257 257H254V258H257ZM51 258H49V259H51ZM260 259H257V260L255 259V262H257ZM227 260L229 262H227ZM48 261H49L48 262V264H49L51 260H48ZM72 261L69 262V263H72ZM253 262H254V260L252 262H250V263L252 264ZM259 263L261 264V262H259ZM50 264H54V262L52 263V261H51ZM64 264H66V262ZM73 264H74V262H73ZM92 264H93V262H92ZM263 264H264V261H263Z\"/></svg>", "mask_w": 264, "mask_h": 264}]
</instances>
